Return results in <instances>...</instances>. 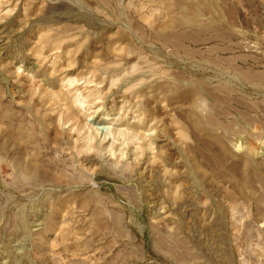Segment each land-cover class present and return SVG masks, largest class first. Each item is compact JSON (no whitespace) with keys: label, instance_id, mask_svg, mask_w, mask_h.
<instances>
[{"label":"rangeland","instance_id":"374dc122","mask_svg":"<svg viewBox=\"0 0 264 264\" xmlns=\"http://www.w3.org/2000/svg\"><path fill=\"white\" fill-rule=\"evenodd\" d=\"M0 264H264V0H0Z\"/></svg>","mask_w":264,"mask_h":264}]
</instances>
